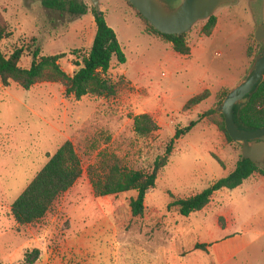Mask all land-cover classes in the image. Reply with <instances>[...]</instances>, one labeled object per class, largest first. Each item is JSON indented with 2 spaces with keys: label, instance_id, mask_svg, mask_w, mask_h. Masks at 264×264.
<instances>
[{
  "label": "rangeland",
  "instance_id": "374dc122",
  "mask_svg": "<svg viewBox=\"0 0 264 264\" xmlns=\"http://www.w3.org/2000/svg\"><path fill=\"white\" fill-rule=\"evenodd\" d=\"M72 1V0H66ZM88 14L71 16L46 8L42 0H0L12 35L5 54L23 49V68L40 57L65 54L60 65L72 76L96 34L91 0ZM177 7L183 0H164ZM101 12L116 32L127 63L113 59L107 78L111 97H67L65 87L42 82L25 90L0 79V264H264V182L246 181L215 194L203 211L183 217L169 205L211 187L232 172L242 146L219 128L220 98L249 76L264 49L255 35L264 27V0H235L188 33L190 56L143 34L146 25L127 0H101ZM210 97L191 111L186 103L204 91ZM216 114L200 120L209 110ZM149 114L160 126L151 136L135 132L134 118ZM198 121L177 141L169 164L148 192L143 216L133 217L135 192L97 198L90 176L101 177L119 161L130 170L151 172L178 129ZM67 141L84 167L81 179L41 221L18 225L12 205ZM252 182L262 176L255 175ZM228 222V224H227ZM206 245V251L198 249Z\"/></svg>",
  "mask_w": 264,
  "mask_h": 264
},
{
  "label": "trees",
  "instance_id": "16d2710c",
  "mask_svg": "<svg viewBox=\"0 0 264 264\" xmlns=\"http://www.w3.org/2000/svg\"><path fill=\"white\" fill-rule=\"evenodd\" d=\"M42 4L48 9L58 10L75 17L88 14V6L83 2L42 0ZM132 8L146 25V29L143 31L144 35L161 38L167 44H171L173 50L179 55H191L192 49L188 42V34L183 36L164 35L157 31L133 6ZM93 16L97 28L93 44L90 51L82 59V63H75L79 69L70 76L60 65L65 54L40 57V51L35 50L33 62L29 68L21 66L23 49H16L11 55L5 54L1 48V43L10 38L12 32L8 22L0 13V79L3 86L10 87L12 83H15L25 90H30L39 83L47 82L63 85L66 89V96H73L77 100L88 96H114L116 86L111 83L107 75L114 58L121 65H124L127 63V57L116 32L108 25L105 15L93 8ZM217 23V17L212 16L203 28L204 34L208 37L211 36ZM227 95L228 93L220 98L219 106L223 105ZM209 97L210 92L208 90L194 96L186 103L184 111H191L207 101ZM216 113H218L217 110H209L200 116V120L209 118ZM219 115L222 119L218 124L219 128L233 142L234 140L227 132L223 114ZM234 119L242 131L264 129V77L247 96V102L235 107ZM197 124L198 121H195L188 127L177 130L176 135L167 146L165 155L155 161L151 172L130 170L117 161L108 166L103 176L91 175L94 195L99 198L135 192L136 197L130 203L131 213L133 217L143 216L146 195L155 189L160 173L169 164L177 141L189 134ZM134 128L137 134L144 137L160 131V126L149 114L136 116ZM48 158L47 164L12 205V216L20 226L33 225L45 218L58 198L72 189L84 174L83 162L71 141L62 145L53 156L48 155ZM257 174L264 177V164L256 165L241 156L235 169L228 176L218 180L197 195L188 199L174 200L169 208H175L181 216L189 217L207 208L219 191L224 189L235 190ZM197 247L206 251V245H198ZM39 257L40 251L35 250L26 255V263L34 264Z\"/></svg>",
  "mask_w": 264,
  "mask_h": 264
},
{
  "label": "water",
  "instance_id": "95a60500",
  "mask_svg": "<svg viewBox=\"0 0 264 264\" xmlns=\"http://www.w3.org/2000/svg\"><path fill=\"white\" fill-rule=\"evenodd\" d=\"M157 31L164 35L183 36L199 22L208 21L223 6L235 0H183L173 7L164 0H127ZM97 12H101V0H91ZM264 44V27L255 35ZM264 77V49L256 57L248 78L233 89L218 111L223 114L227 132L232 140L242 146V156L256 165L264 164V129L242 131L234 119L236 106L245 104L247 96Z\"/></svg>",
  "mask_w": 264,
  "mask_h": 264
},
{
  "label": "crops",
  "instance_id": "0c3cea01",
  "mask_svg": "<svg viewBox=\"0 0 264 264\" xmlns=\"http://www.w3.org/2000/svg\"><path fill=\"white\" fill-rule=\"evenodd\" d=\"M253 177H254V176H253ZM253 177H251V178L248 179L247 181H250V182H251L252 184H254V185L264 182V177H262L260 181L254 183V182H252V180L254 179ZM245 182H246V181H245ZM245 182H244V183H245ZM240 187H241V186H240ZM227 224H228V222H227Z\"/></svg>",
  "mask_w": 264,
  "mask_h": 264
},
{
  "label": "flooded vegetation",
  "instance_id": "af4514ba",
  "mask_svg": "<svg viewBox=\"0 0 264 264\" xmlns=\"http://www.w3.org/2000/svg\"><path fill=\"white\" fill-rule=\"evenodd\" d=\"M263 45V48H264V44H262Z\"/></svg>",
  "mask_w": 264,
  "mask_h": 264
}]
</instances>
